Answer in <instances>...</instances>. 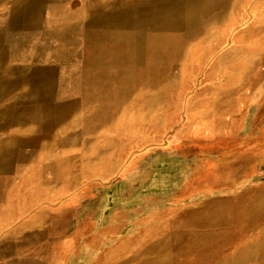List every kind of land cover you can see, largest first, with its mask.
I'll return each instance as SVG.
<instances>
[{
  "label": "rangeland",
  "instance_id": "1",
  "mask_svg": "<svg viewBox=\"0 0 264 264\" xmlns=\"http://www.w3.org/2000/svg\"><path fill=\"white\" fill-rule=\"evenodd\" d=\"M260 107L264 0H0V264H264ZM211 114L235 185L185 203Z\"/></svg>",
  "mask_w": 264,
  "mask_h": 264
},
{
  "label": "crops",
  "instance_id": "2",
  "mask_svg": "<svg viewBox=\"0 0 264 264\" xmlns=\"http://www.w3.org/2000/svg\"><path fill=\"white\" fill-rule=\"evenodd\" d=\"M193 106L189 107L190 114L191 116H195L192 108ZM215 114H211L210 116H207L204 118L203 122H189V125H194V126H204L203 128H207V130H198L195 131L196 134L190 136V140H194V145L190 146L189 151H185L186 154L182 155L185 159H189V164L192 167H188L180 177V180L182 181L181 186L179 187L178 192L180 193V200L188 202V201H193L198 199L200 196H202L205 193H211V192H220L224 191L225 189L229 188L230 186L235 185V179H233V176L235 174L234 169L230 172L231 176L230 178L226 177V179L220 181L217 174L219 173V168L222 166H225V164H221L217 162L218 159L221 160V158H224V161H228L227 156L224 155H218L217 152L215 151V142H219V139H215L216 137V129L215 127H220V126H226L228 125L225 122H215L214 120ZM244 122L249 123L251 122L253 125L258 127L257 129V135L255 136V140L258 142H263L264 143V114L262 113L261 107L258 108L256 111L253 112H248L243 115ZM224 123V124H223ZM205 124V125H203ZM263 128V129H262ZM232 131L229 129L228 132H226V136L228 138L227 142H232V143H246V146L243 145L241 148V151L244 153L246 152L247 160L246 161H241L238 163H243V168L241 169L240 174H253V175H258L257 169L261 166V163L256 165V162L251 161L250 159H260L261 155L260 154H255L253 156H250L251 153V144L250 142H254V138H250V134H231ZM253 139V140H252ZM223 140V139H222ZM225 143L226 141H221ZM228 144V143H227ZM229 146V145H228ZM253 150V149H252ZM204 153V154H203ZM264 155V154H263ZM219 156V157H218ZM241 160H245L244 156L242 155L239 157ZM200 161H208L210 163V170L208 173H200V171H197V168ZM188 164V165H189ZM232 165L234 163H231ZM229 165V163H228ZM227 165V166H228ZM25 201L22 202V200H6L0 202V206H2V212L0 213V216H2L5 220L3 224L9 223V228L11 224H13V227H21L23 226V221L25 218L27 219V212L25 210H20L17 212H14V214H11V211L9 209H6L10 205H14L15 207H22L25 205ZM24 204V205H23ZM4 209V210H3ZM29 221V222H28ZM28 223H35V219L30 218L28 220ZM37 222V221H36ZM16 224V225H15ZM8 227H3V230L9 229ZM37 231V228L35 226H29L23 229H20V231Z\"/></svg>",
  "mask_w": 264,
  "mask_h": 264
}]
</instances>
